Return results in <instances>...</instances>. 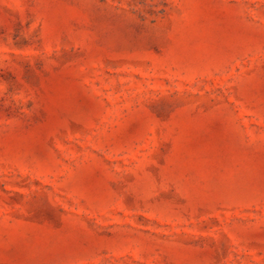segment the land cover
I'll return each instance as SVG.
<instances>
[{
  "label": "rangeland",
  "instance_id": "obj_1",
  "mask_svg": "<svg viewBox=\"0 0 264 264\" xmlns=\"http://www.w3.org/2000/svg\"><path fill=\"white\" fill-rule=\"evenodd\" d=\"M0 264H264V0H0Z\"/></svg>",
  "mask_w": 264,
  "mask_h": 264
}]
</instances>
